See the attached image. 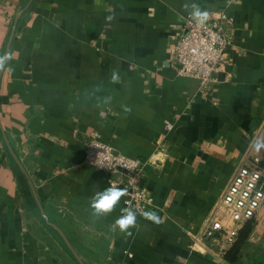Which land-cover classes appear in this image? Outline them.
<instances>
[{
    "label": "crops",
    "instance_id": "1",
    "mask_svg": "<svg viewBox=\"0 0 264 264\" xmlns=\"http://www.w3.org/2000/svg\"><path fill=\"white\" fill-rule=\"evenodd\" d=\"M196 9L233 20L206 88L172 59ZM0 56V264H228L199 238L264 154V15L247 0H0ZM92 132L148 163L160 223L139 213L120 232L124 196L95 214L110 186L84 162ZM248 246L264 248V202Z\"/></svg>",
    "mask_w": 264,
    "mask_h": 264
},
{
    "label": "built area",
    "instance_id": "2",
    "mask_svg": "<svg viewBox=\"0 0 264 264\" xmlns=\"http://www.w3.org/2000/svg\"><path fill=\"white\" fill-rule=\"evenodd\" d=\"M232 24V18L222 12L204 23H199L194 16L187 18L176 38L172 56L177 73L198 80L203 88L208 87L219 70L228 46L226 29ZM164 128L169 132L172 123L165 122ZM260 160L254 158L234 172L199 238L216 247L220 256L234 244L245 222H256L264 202V170L259 168ZM84 162L106 175L109 186L126 190L124 209L139 214L152 206V199L143 186L146 161L115 153L92 132L84 142Z\"/></svg>",
    "mask_w": 264,
    "mask_h": 264
},
{
    "label": "clouds",
    "instance_id": "3",
    "mask_svg": "<svg viewBox=\"0 0 264 264\" xmlns=\"http://www.w3.org/2000/svg\"><path fill=\"white\" fill-rule=\"evenodd\" d=\"M195 7V6H193ZM193 16L199 23H204L208 19V13L196 9ZM8 56H0V68L4 66L5 60L9 59ZM115 79V76L113 77ZM257 151L264 149V140L258 141L255 144ZM126 194V190L112 185L105 190L96 193L91 202V207L97 216L106 215L113 211L121 198ZM124 214L115 220L114 227L118 228L120 232H128L131 227L137 223V214L130 210L124 209ZM142 217L155 223H160V218L155 211H144L141 213ZM130 234V233H129Z\"/></svg>",
    "mask_w": 264,
    "mask_h": 264
},
{
    "label": "trees",
    "instance_id": "4",
    "mask_svg": "<svg viewBox=\"0 0 264 264\" xmlns=\"http://www.w3.org/2000/svg\"><path fill=\"white\" fill-rule=\"evenodd\" d=\"M259 13L264 15V0H247ZM264 170V154L259 162ZM256 225L254 220L245 222L238 232L234 244L225 252L224 259L228 264H264V248L250 249L248 239Z\"/></svg>",
    "mask_w": 264,
    "mask_h": 264
}]
</instances>
